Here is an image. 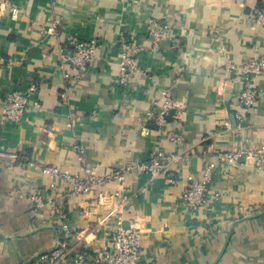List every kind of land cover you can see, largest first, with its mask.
Here are the masks:
<instances>
[{
  "label": "crops",
  "instance_id": "obj_1",
  "mask_svg": "<svg viewBox=\"0 0 264 264\" xmlns=\"http://www.w3.org/2000/svg\"><path fill=\"white\" fill-rule=\"evenodd\" d=\"M0 1V264H47L61 234L63 213L73 226L72 246L94 252L108 247L95 232L109 212L98 193L69 197L60 178L44 167L82 174L85 164L105 175L127 166L124 187L132 202L120 212L124 227L137 224L144 244L143 264H264V171L250 160L220 169L212 190L221 199L209 212H192L180 202L189 176L218 163V153L264 145V75L260 96L246 117L239 103L243 82L238 68L264 56V27L253 16L261 0H13ZM169 23L179 34L158 52L146 51L143 71L119 83L122 42L133 38L151 47L148 18ZM56 25V33L49 31ZM97 39L102 46L84 72L60 58L62 44ZM229 64L234 66L227 71ZM38 86L20 123L2 115L8 91ZM167 98L181 108L159 128L149 115ZM232 117L235 118V122ZM149 129L150 133L146 134ZM177 131L182 143L168 139ZM78 147V148H76ZM156 151L179 153L170 166L175 184L140 168ZM52 184L57 187L53 188ZM55 202L38 216L30 196ZM114 199L108 196V208ZM53 208V209H52ZM53 210L57 213H53ZM116 217L107 222L117 227Z\"/></svg>",
  "mask_w": 264,
  "mask_h": 264
},
{
  "label": "built area",
  "instance_id": "obj_2",
  "mask_svg": "<svg viewBox=\"0 0 264 264\" xmlns=\"http://www.w3.org/2000/svg\"><path fill=\"white\" fill-rule=\"evenodd\" d=\"M3 8H12V17L18 14V8L13 5V0H0ZM255 24L264 27V0H261L259 11L253 16ZM147 35L151 39L150 48L137 44L135 39L126 38L122 42L121 53V73L119 83L127 85L133 77L143 71L141 58L146 51L158 52L165 40L176 41L179 34L175 32L172 26L158 18H148L146 24ZM51 33H56V25L49 29ZM73 47L64 44L60 46V58L64 63L69 64L70 68L77 72H84L90 66L96 57L97 50L102 46L97 39L89 41L78 40L72 43ZM234 66L229 64L227 71L231 72ZM243 82V91L239 95V103L244 109L239 115L245 118L250 109L258 100L261 89L256 83V78L264 75V56H255L244 66L238 68ZM38 86L32 84L28 91L13 90L6 92L2 101V115L5 119L15 123L23 121L25 115L33 108L38 109L40 104L35 102L31 104V97L37 92ZM181 106L173 99L167 98L163 104H158L155 111L149 113L154 115L156 124L159 128L169 125L168 116L172 109H178ZM150 130H146L149 134ZM170 141L182 143L181 134L177 131L167 133ZM78 148V147H76ZM219 164L210 163L205 167L200 176H189L185 191L180 196V202L186 205L192 212H209L221 199L222 195L218 191L212 190V184L216 174L223 168H228L241 163L242 159L250 160L252 165L260 171H264V145L239 151L232 150L218 153ZM182 159L179 153L156 151L148 163H141L140 168L149 171L152 176H162L167 184H175L177 179L173 176L170 166L172 163L179 162ZM84 171L82 174H70L62 172L56 167H44V171L52 177L60 178L66 186L65 193L69 197H79L87 194H96L98 192V205L108 209V213L98 223L95 232L100 235L110 237L112 243L108 247H102L94 252L87 245L75 248L71 244L73 237V226L66 220L64 214L53 210L56 220L60 221L59 230L61 238L56 247L50 252L44 254L42 258L47 264H143L144 261V239L141 228L137 224H130V227H124V219L120 215L132 202L131 195L123 186L118 187L113 195H108L102 189L108 184L117 182L124 183L126 175L132 166L121 168L109 174L99 175L93 168H89L83 160ZM53 188L57 186L52 184ZM108 196L114 199L113 207L108 208ZM55 200L52 197H45L43 194L35 193L30 196L32 209L38 216H43L44 211L49 206L54 205ZM53 209V208H52ZM116 217L117 227L107 228V222L110 218Z\"/></svg>",
  "mask_w": 264,
  "mask_h": 264
},
{
  "label": "water",
  "instance_id": "obj_3",
  "mask_svg": "<svg viewBox=\"0 0 264 264\" xmlns=\"http://www.w3.org/2000/svg\"><path fill=\"white\" fill-rule=\"evenodd\" d=\"M173 114H174V111L171 112V115L169 116V119H172ZM232 119H233V121L235 122V118L232 117ZM126 228H128V227H126Z\"/></svg>",
  "mask_w": 264,
  "mask_h": 264
}]
</instances>
